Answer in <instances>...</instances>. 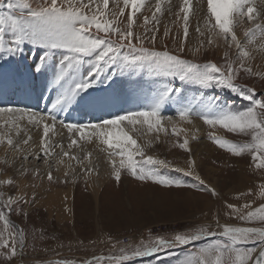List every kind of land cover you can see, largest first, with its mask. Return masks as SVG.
I'll return each mask as SVG.
<instances>
[{"label":"snow or ice","instance_id":"1","mask_svg":"<svg viewBox=\"0 0 264 264\" xmlns=\"http://www.w3.org/2000/svg\"><path fill=\"white\" fill-rule=\"evenodd\" d=\"M109 3L110 0H0V58L21 56L27 45L42 49L43 54L36 65V71L46 69L55 61L54 85L62 89L51 109L45 110L46 114L14 105L0 106V121H3L0 127L7 126L0 134V147L5 153V158L0 161L3 165L0 172L13 167L19 177H26L28 169L19 161L31 157L49 164L56 147L61 149L63 157L77 160L81 165H89L83 168L85 173L95 171L90 167L93 164L91 152L81 160L63 151L62 143H51L50 134L57 133L59 126V132L68 133L69 149L81 141L91 143L94 138L98 140V144L103 146L100 151L106 154V162L117 183L121 181L122 173H126L142 183L151 182L166 189L187 187L219 198L221 194L216 188L209 186L196 174L195 159L187 162V169L172 167L165 159L148 154L147 149L152 147L151 141L141 144L131 134V131L139 133L146 128L148 132H156L155 139L159 140V133L168 132L163 121H172L171 116L162 115L164 107L169 103L177 105L176 114L182 122L192 124L193 117H196L209 129L222 128L229 133L250 137L246 143H236L222 138L215 131L207 134L215 145L235 157L250 155L251 166L255 170L264 171V94L258 97L255 87L239 82L242 74L248 78L264 80V72L254 71L252 65L255 55L246 48L235 31L246 19L253 24L252 28L244 31L247 43H255L258 36L264 39V9L258 10L256 0H207L205 30L211 36L221 38L228 48L235 45L238 49L235 58L230 57L229 51L224 52L223 65L212 61L199 63L188 58L189 54L198 57L202 51L200 47L188 50L183 42L177 44L178 51L169 50L167 45L162 49L155 48L156 33L159 32L160 18L165 10L162 0L155 3L154 10L151 7L148 9L150 16L143 14L145 0H123V7L116 0L112 11ZM129 8L130 13L125 15ZM168 10H171V6ZM138 13L143 16L142 26L145 28V32L139 36L133 31ZM192 13L193 0H182L176 15L182 21L185 41L189 35ZM148 25H152V28L148 29ZM148 31L152 33L149 38L152 47L145 46ZM196 31L201 36L205 34L199 26ZM170 34L171 30L165 27L163 36L167 38ZM215 43L213 39L208 40L209 45ZM145 69L150 77H162L166 82L149 93L147 103L140 108L96 122L78 123L59 117L58 112L70 107L88 89L114 73L132 70L142 72ZM175 80L187 82L202 90L227 89L249 104L241 109L221 103L219 96L209 97L204 94L188 99L183 96L181 89L174 87L172 82ZM25 118L27 123L24 128H31L21 139V122ZM31 129L41 133L38 150L35 151L30 146ZM181 132L184 133L182 143L173 146L190 151L187 131L176 127L172 129L173 135L179 136ZM59 163H63V160H59ZM32 172L34 178L40 176L39 169H33ZM64 175L67 177L69 173L66 171ZM185 177H192V180ZM46 178L50 183L55 182L51 170L47 171ZM62 182L67 183L68 180ZM4 187L19 189L20 184L15 175L0 179V258L11 264L15 258H23L27 233L25 228L17 226L10 217L13 214L26 216L24 206L35 205L37 194H10L3 190ZM253 195V190L249 189L238 193L236 199ZM258 195L264 198V183L259 185ZM66 211L70 212L71 209ZM224 211L248 226L222 224L218 216L212 224L176 233L170 239L153 238L149 234L147 241L141 240L138 244L122 247L118 254L96 255L79 264H125L136 258L151 257L161 251L195 244L201 240H209V243L199 252L178 259L177 264H264V204L254 208L251 202L225 203ZM34 264H77V261L58 258L35 261Z\"/></svg>","mask_w":264,"mask_h":264},{"label":"rangeland","instance_id":"2","mask_svg":"<svg viewBox=\"0 0 264 264\" xmlns=\"http://www.w3.org/2000/svg\"><path fill=\"white\" fill-rule=\"evenodd\" d=\"M156 1L158 0H145L144 15H151L148 9L151 7V9L154 10V7L150 5L154 4ZM180 1L182 2V0ZM196 1H199L202 5L199 4L198 7L195 8L196 12H200L201 19L199 22L197 21L198 26L205 34L209 35V39L217 40L218 37L213 38L204 28V22L207 16V0ZM115 2L116 0H110V11L114 10ZM172 2L173 0H163L162 7L164 8V6H167L163 14L169 12L171 15H175L179 11L180 6L177 4L171 6L170 11L168 10ZM119 3L120 6L123 7V0H119ZM130 11L131 9L129 8L125 15L130 13ZM193 14L194 8L193 13L190 15ZM179 21L181 20L177 18V22ZM142 25L143 16L138 13L136 26L133 29L137 36L145 32V28ZM165 27L171 30V34L167 37L170 39L168 49L178 51L174 41L178 39L185 41V38L183 37V31L175 29L170 22H163L160 19L159 32L156 33V40L164 37L163 32ZM252 27L253 24L244 19L243 22L236 27L235 31L241 42L245 43L249 51H253V54L257 58H264V48H261V45L255 47V43H247L248 38L245 37L244 31ZM151 28L152 25H148V29ZM198 34L197 31L190 33L189 30V35L184 42L185 45H187V41H189L192 36H197ZM151 35V31H148L145 36L147 42H149ZM257 38H259V36ZM257 38L255 41H257ZM221 42V45L217 43L209 45L208 42L204 40L200 43L195 41V45L191 48L200 47L202 55L191 57L189 54L188 58L195 59L199 63L212 61L219 65H223L225 63L224 52L229 51L230 57L235 58L238 49L235 45L228 48L223 40ZM145 46L152 47V44L146 43ZM155 48L162 49L156 45ZM186 49L190 50L189 48ZM257 49H259V51H256ZM28 54H32V64L36 67L40 56L43 54V50L27 45L21 56L23 57ZM21 56L6 59L0 58V72L9 65L10 60L13 61L15 58L18 59ZM53 64H56V62L53 61L49 66L51 65L54 67ZM260 70L264 72V67H261L257 71ZM143 72L148 74L147 69L142 72L132 70L127 78V82L128 84L135 83L141 85L150 92L155 86H153L150 80H146ZM119 79L120 73H114L107 79L102 80L95 87L88 89L87 92L90 95L95 94L100 96L104 94L105 91H108L113 84L117 83ZM239 82L255 87L258 97L260 94H264V80L259 78H248L242 74V79ZM172 83L175 88L181 89V87H183L182 83L187 82L175 80ZM40 84L42 86L40 89H36V85L34 86L35 92L37 93V105H33V107L36 109H38L37 107L39 106L38 99L40 94L47 90V86H45L42 80ZM210 89L212 93L206 96H219L221 98V103L232 104L241 109L247 107L249 104L248 101L227 89ZM61 90L60 87H55L54 93L57 97L60 95L59 92ZM181 90L183 94L187 95L186 98L190 96L191 99L199 97L200 93H202L193 91L191 94L186 89L184 92L183 88ZM83 98V95H81L74 102L76 106H80L79 108L83 107L82 110L85 109L86 106H89V102H86ZM96 103L105 111L103 116L112 113L111 109L109 108L110 110H108L107 108L109 104L99 101H96ZM176 108L177 105L169 103L164 107L162 115L164 117L170 115V113L175 115L176 113L171 110H176ZM65 109H67V107H65ZM61 112L62 111H60V118ZM124 112H126V110L121 114ZM42 114H46L45 110L42 111ZM173 115H171V117H173ZM175 117H178L177 114ZM217 129L224 132V139L236 143H245L241 142L239 138L243 135L229 133L222 128ZM168 131L169 134L165 135L163 138L165 144H159L156 147L157 150H155V153L161 155L172 167H174L173 165H186L188 159L186 156H183L185 150L180 149L178 146H173L181 143V140L175 142L171 129H168ZM207 134L208 133H204L197 141H206L218 147L208 138ZM76 135L77 137L79 136V134ZM166 138L169 139V143ZM249 140L250 139H246V142ZM97 142L98 140L95 138L91 143L81 141L79 145L69 149L67 147L69 143L68 133L64 131L59 133L58 138L54 140L52 144L62 143L64 145L63 151H68L71 156L83 160L87 157L89 152L92 153V156L101 152L100 149L103 146L99 145ZM36 150H38V148ZM54 150V155L50 158L49 164L43 163L42 159L36 160L31 157L28 159L30 161L29 164L26 163L27 160L19 161L28 169V175L26 177L20 178L18 171L13 167H9L5 171L0 172V179H2L3 176L8 178L9 176L15 175L18 181L21 180L23 184L27 185L26 189H43V192L37 196L35 205L24 206L27 212L26 216L13 214L10 217L17 226L25 228L27 233V247L24 250L23 258H15L11 264H34L35 261L58 258L74 259L77 261V264H79L80 261L96 255L118 254L119 249L122 247L138 244L141 240L147 241L149 234H151L153 238L165 237L170 239L176 233L188 232L194 230L196 227L212 224L218 216L222 224L230 223L239 226H248L242 224V222L237 219L231 218L229 213L224 211V204H243L245 202H251L254 208L264 204V198L258 195L259 185L264 183V171L255 170L251 166V157L248 154H245L243 157H235L226 149H221V151L212 154L213 158L210 157L208 159L206 155L208 153H203L205 156L199 160L196 168H198V172L201 174L199 175L205 183H211V185L215 183V185H217V191L221 194L218 198L210 195L208 192L197 191L187 187L166 189L152 184L151 182L142 183L133 179L126 173H122V179L117 183L108 163V167H110L108 172L105 175H101L94 162L90 167H93L95 171L92 173H85L83 168L89 165L86 163L85 165H81L77 160H70V168L73 177L68 179L58 170L59 160H64L62 151L59 147H56ZM222 151H224V153H222ZM56 154L62 157L58 159L56 158ZM0 168H3L2 164ZM33 169H39V177L34 178ZM49 170L52 171L55 179L54 183H50L46 178L47 171ZM241 173L246 174L245 181H243ZM174 175L177 174L174 173ZM65 179L68 180L67 183L62 182ZM93 179H97L99 184H101L97 200L93 197L94 190H91L89 185L90 180ZM185 179L191 181L192 177H185ZM33 184L35 185L34 188L32 187ZM70 187H73V189H71L73 192L70 200L71 211L68 212L66 209L69 208L67 206L69 198L68 196H63V193H67ZM249 189L253 190V196H247L240 200L236 199L238 193L247 192ZM3 190L10 194L18 193L17 189L10 187H4ZM55 193L57 197L47 206L46 202L50 200L48 197H51ZM208 243L209 240H201L195 244L161 251L151 257L136 258L134 261L125 262V264H177L178 259H184L190 253L199 252V250L206 247ZM33 246H35V250ZM248 246H251V244ZM0 264H7V262L0 258Z\"/></svg>","mask_w":264,"mask_h":264},{"label":"bare ground","instance_id":"3","mask_svg":"<svg viewBox=\"0 0 264 264\" xmlns=\"http://www.w3.org/2000/svg\"><path fill=\"white\" fill-rule=\"evenodd\" d=\"M157 2H161V0H158L155 3H157ZM162 2H163V0H162ZM155 3L150 5V6L154 7ZM174 4H177L178 6H180L182 4V2L180 0H173L172 4L169 6H173ZM199 4L201 5V3L199 1L193 0L194 14L190 15V24H189L190 33L196 31V28L198 26L197 21L199 22L201 19L200 18V12L195 11V8L198 7ZM256 6H257L258 10L264 9V3H262V0L256 1ZM147 7H149V6H147ZM166 7L167 6H164V9ZM177 18L178 17L176 14L171 15L169 12H167V13L163 14V16L160 19L163 22H170L175 29L182 31V27H183L182 21L177 22ZM201 31H202V29H201ZM209 38L210 37L208 34H204L203 36L198 34L197 36H192L189 39V41H187V45H185V43H184L185 41L182 39L175 40L174 44H176V46H177L178 43L183 42V46L185 48H189L191 50V49H193L191 47L195 45V41L197 43H200L203 40L205 42H208ZM169 40H170L169 38H165V37L162 38L161 37L160 39L156 40L155 45L160 47V48H163L165 45H167V47H168V45L170 44ZM215 41L219 45L222 44L221 38H218ZM146 43H150V42L146 41ZM263 44H264V39L257 38V41H255V47H257L259 45H263ZM32 57H33L32 54H30V55L28 54V55H24L23 57L21 56L18 59L16 58L14 60V63L17 66L18 70L9 72L8 77L0 76V103L1 104L10 105V106L14 105V106L22 107L19 104V102L23 101L25 105L31 104L32 107H33V105L36 106L37 105V93L35 92L34 86L36 85V89L42 88V86L40 84L41 80L43 81L45 86H47V90H45L44 92H42L40 94V97L38 99V104L45 106L47 104H50V102L53 100H54L53 102H55V100L57 99V96L54 93V89H55V87H57L54 85V78H55V74H56V64H53L54 67L50 65L45 70L37 73L36 67H34V64H32V62H33ZM24 63H26V64H24ZM252 66H253L254 71H257L261 67H264V58H257L255 56V60H254ZM130 74H131V71L120 72L119 81L117 83L113 84L111 86V88L108 90V91H112V93H109V97L114 99L112 101V103H109V105L107 106V107H110V109L112 111V113H111L112 116L119 115L125 110L126 111L131 110L133 108V105L134 106L136 105V107H141L142 105L146 104L147 100H145L146 99L145 97L147 95H149V93H151L156 88H159L161 86V84L166 82L165 78H162V77L158 78V79L152 78L149 76V74H146L143 72V75L145 76L146 80H150L152 82L153 86H155V88L153 87L154 89H152L149 92L148 89L142 87L141 85H137L135 83L128 84L127 78ZM182 84H183V87H181V89L183 88V92L186 89L191 94L193 93V91L202 92V93H200V95H202V94L210 95L212 93L210 88L206 89V90H202V89L198 88L197 86H194V85L189 84V83H182ZM129 89H132V90H129ZM17 92H20V94H19L20 99H18V101L15 102L11 97L14 96L15 93H17ZM183 96L185 98L187 97V95H185V94H183ZM188 96H189V94H188ZM83 97H84L83 99L86 100V102H89V94L87 92L83 94ZM188 99H191V97L189 96ZM71 106L74 107V106H76V104L72 103ZM70 107H67L66 110H68ZM82 108H79L78 110H76V112H74L72 114L71 117H72V120L74 122H78V123L88 122L89 117H101L105 113V111L101 108V106L96 103V101L89 102V106H86L85 109H83V110H82ZM30 111L40 112L39 109H36L34 107ZM171 111L176 113V110H171ZM171 115H173V113H170V115H168V116H171ZM168 116H165V117H168ZM175 116H176V114L173 115L171 122H169L167 119H165L163 121V124H164L165 128L171 129V131H172L173 127H176L177 129H184L187 131L188 136H189V149H190V151H185V154H183V156L184 157L186 156L188 161L190 159H195L197 166H198L199 160L205 156V154H203V153H208L209 155L208 154H206V155H207V158L209 159L210 157L213 158L212 154L221 151L220 148L215 147L213 144H210V143H208L206 141H202V140L197 141V139L199 137L203 136L204 133H208L209 131H215V133L217 135L221 136L222 138H225V136H224L225 134L222 130L208 129V126L204 125L202 120H200L199 118H193V123L188 124L186 122L180 121L179 118L178 117L176 118ZM26 123H27V119L25 118V121L21 122V126L23 128V131L20 133L21 139L24 138L25 133L28 132L29 129L31 128V126H29L28 128H24V125ZM0 125H3V121H0ZM6 127H7L6 125L3 127H0V134L3 133L4 128H6ZM58 128H59V126H58ZM129 130H130V128H129ZM86 131H88V130H86ZM57 133L50 134L51 135V143H53L54 140H56L58 138V135L60 133L59 129H57ZM131 134L141 144H146L149 141H151L152 147L147 149L148 154H151L157 158L164 159V158H162L161 155H158L157 153H155V150H157L156 147L159 144H165L164 143L165 140L163 138L165 135L169 134V131L167 133H163V132L159 133V140L155 139V137L157 136L156 132H148L146 128L142 132H139V133H137L136 131H131ZM31 135H32V141H30V146H31V150L35 151L38 148L41 133L38 130L31 129ZM239 138H240L241 142H245V143H246V139H250V137H247L244 135L240 136ZM183 139H184V133L183 132H181L179 136L174 135V141L175 142H179V140H181L180 142L182 143ZM166 140H167V142L169 141L168 138H166ZM54 152H55V150H54ZM222 153H224V151H222ZM56 155H57L56 158H58V159H60V157H62L58 154H56ZM175 157H176V155H175ZM4 158H5L4 149L2 147H0V160H3ZM63 159H64L63 163H59V165H58V170L60 173H63V174L67 171L69 173L67 178L71 179L73 177V174H72V171L70 168V159H68L66 157L65 158L63 157ZM91 159L95 163V165L98 168L101 175H105L108 172V169L110 167H108V164L106 162V154L104 152L101 151L99 154L93 155L91 157ZM29 162L30 161L27 159L26 163L29 164ZM173 166L187 169L188 163H186V165H182V166L181 165H173ZM51 167H53V166H51ZM43 174H46V173H43ZM196 174H198V175L200 174L198 172V168H196ZM245 176H246V174L241 175V177L243 178V181L246 180ZM64 177H65V175H64ZM60 178H62V177H60ZM2 179H6V177L3 176ZM18 182L20 184V188L17 189L18 190L17 195H19L21 192L27 193L29 195H31L33 192H35L38 196L43 192L42 188L36 189V190L26 189V186H27L26 184H23V182L21 180H19ZM207 184H209V186H211V187L217 188V185H215V183H213L212 185H211V183H207ZM89 185L91 187V190L92 189L94 190L93 197L97 200L98 194L100 192L99 189H100L101 184H99V181L97 179L96 180L93 179V180H90ZM71 189H73V187H70V189H68L67 193H63V196H68V198H69L68 203H67V206L69 208H67V209H71L70 200L72 198V192H73V190H71ZM216 190H218V188ZM56 197H57L56 193L54 195H52L51 197L49 196L48 198L50 200H48L46 202L47 206Z\"/></svg>","mask_w":264,"mask_h":264}]
</instances>
